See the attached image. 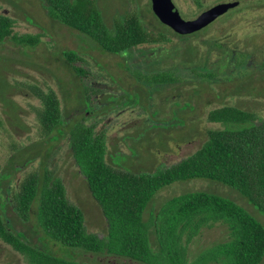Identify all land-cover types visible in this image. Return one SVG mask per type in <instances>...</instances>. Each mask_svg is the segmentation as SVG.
I'll use <instances>...</instances> for the list:
<instances>
[{"label": "rangeland", "instance_id": "1", "mask_svg": "<svg viewBox=\"0 0 264 264\" xmlns=\"http://www.w3.org/2000/svg\"><path fill=\"white\" fill-rule=\"evenodd\" d=\"M97 1L110 26L117 18L136 12L148 28H160L151 0ZM224 1L233 0H174L186 19ZM239 1L237 7L189 37L167 31L169 40L165 42L114 54L51 17L42 0H0V13L13 20V34L40 36L34 46L21 44L13 37L0 43V213L13 229L32 243L81 264H144L63 246L40 228L37 202L25 217L14 200L15 194L33 172L39 173L43 181L46 174L56 175L63 180L69 201L82 209L86 229L104 238L107 219L70 145L74 123L85 121L96 132L105 133L108 162L137 173L156 172L195 152L207 139L209 129L223 127L208 119L213 108L233 104L264 118V0ZM68 51L79 55L80 59L71 64L84 68L86 75L70 66L65 55ZM236 56L244 59L242 65L231 63ZM162 69H172L177 81L149 87L137 78L141 71ZM39 88L55 90L61 100L65 119L61 131L52 136L43 134L39 121ZM197 190L235 200L264 225V212L239 190L206 178L165 186L146 208L144 219L152 223L168 199ZM150 230L152 246L158 249L153 225ZM227 237L223 224L203 229L190 242L188 258L194 259ZM0 264L30 261L0 237Z\"/></svg>", "mask_w": 264, "mask_h": 264}, {"label": "trees", "instance_id": "2", "mask_svg": "<svg viewBox=\"0 0 264 264\" xmlns=\"http://www.w3.org/2000/svg\"><path fill=\"white\" fill-rule=\"evenodd\" d=\"M42 1L51 17L82 32L102 50L114 54H128L144 44L165 42L169 40L167 31L172 32L157 16L160 28H148L136 12L117 18L110 26L97 0ZM198 32L175 34L189 37ZM8 37L31 46L40 41L39 35L13 34V20L0 13V43ZM65 55L72 68L86 75L84 68L71 64L80 59L75 51L65 52ZM232 61L238 65L244 63V59L241 61L237 56ZM137 78L146 81L149 87L178 79L172 69L141 71ZM91 87L94 90V85ZM36 95L42 103L38 117L43 134L52 136L60 132L65 115L57 92L39 88ZM208 119L222 123L223 127L209 129L207 139L195 152L156 172L137 173L108 162L105 133L96 132L93 125L85 121L74 123L69 134L70 145L107 219L108 233L104 238L86 229L82 209L69 201L66 186L56 175L46 174L43 181L39 173L29 174L21 182L14 200L25 217L37 202L40 228L63 246L126 257L144 264H262L264 225L245 207L226 196L202 190L185 192L168 199L152 223L144 219L146 208L159 190L175 181L194 178L228 184L264 212V118L259 119L253 110L224 104L211 109ZM217 224L226 226L228 237L190 260V242L203 229ZM152 225L158 249L151 243ZM0 237L26 255L30 264H81L32 243L23 233L13 229L9 219L1 213Z\"/></svg>", "mask_w": 264, "mask_h": 264}, {"label": "water", "instance_id": "3", "mask_svg": "<svg viewBox=\"0 0 264 264\" xmlns=\"http://www.w3.org/2000/svg\"><path fill=\"white\" fill-rule=\"evenodd\" d=\"M151 1L152 9L159 20L181 35L190 34L207 27L216 19L226 14L230 9L240 4L239 0L220 2L205 9L197 17L186 19L181 15L174 0Z\"/></svg>", "mask_w": 264, "mask_h": 264}, {"label": "flooded vegetation", "instance_id": "4", "mask_svg": "<svg viewBox=\"0 0 264 264\" xmlns=\"http://www.w3.org/2000/svg\"><path fill=\"white\" fill-rule=\"evenodd\" d=\"M201 30H202V29H201ZM199 31H200V30H199ZM196 32H197V31H196ZM231 63H232V64H236V63H234V62H231ZM251 64H252V63H251ZM251 64H250V65H251ZM236 65H237V64H236Z\"/></svg>", "mask_w": 264, "mask_h": 264}]
</instances>
